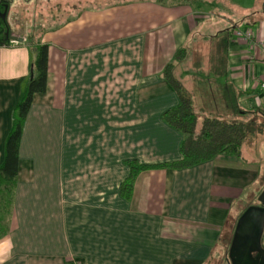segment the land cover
<instances>
[{"label": "crops", "instance_id": "obj_1", "mask_svg": "<svg viewBox=\"0 0 264 264\" xmlns=\"http://www.w3.org/2000/svg\"><path fill=\"white\" fill-rule=\"evenodd\" d=\"M212 13L173 0L89 6L0 45L1 166L30 78L29 42L48 44L46 88L33 95L19 142L0 264H229L236 221L264 188L256 164L217 156L183 169H147L130 198L121 193L127 160L154 165L181 157L182 135L162 119L179 102L162 74L179 48L187 56L174 72L194 107L199 98L208 116L209 92L224 105L233 92L239 110L229 112L262 120L264 14L244 24L253 33L246 40L235 36V24L211 26ZM221 39L227 73L215 74L210 50ZM197 52L208 60L192 61Z\"/></svg>", "mask_w": 264, "mask_h": 264}, {"label": "trees", "instance_id": "obj_2", "mask_svg": "<svg viewBox=\"0 0 264 264\" xmlns=\"http://www.w3.org/2000/svg\"><path fill=\"white\" fill-rule=\"evenodd\" d=\"M176 3H190L189 0H173ZM4 4L11 0H0V10ZM3 11V7H2ZM10 28L5 18L0 16V45H8L10 39L5 35ZM31 39V38H29ZM30 41V40H29ZM33 47L30 78L23 93L18 100L14 111L12 127L5 142L4 160L0 166V237L6 233L9 226L4 219L10 215L13 200V190L17 173L18 147L27 112L30 108L33 95L45 91L48 72V44L39 41L29 42ZM227 41L221 39L212 44L210 50L209 69L215 74H226ZM187 56L185 47L179 48L163 68V77L177 93L179 102L176 106L165 110L162 119L182 135L180 144L181 157L174 161L161 164L146 165L136 160H127L129 176L121 185V193L130 198L136 176L143 170L154 168L183 169L209 161L217 156H234L243 160V143L251 136L260 134L264 130V109H259L262 120L249 122L226 121L214 116L199 118L196 113L192 98L183 87L180 79L174 72L176 63L182 62ZM226 93L224 101L227 109L237 112L239 105L235 95ZM224 260L228 262L227 251Z\"/></svg>", "mask_w": 264, "mask_h": 264}, {"label": "rangeland", "instance_id": "obj_3", "mask_svg": "<svg viewBox=\"0 0 264 264\" xmlns=\"http://www.w3.org/2000/svg\"><path fill=\"white\" fill-rule=\"evenodd\" d=\"M130 1L133 0H11L5 21L14 36L24 34L26 31L40 32L44 29L48 31L54 25L57 26L65 22L66 16L74 14L77 10H82L89 6L104 8L108 5ZM189 2L191 5H201L210 11L212 10L214 16L219 15L220 18L213 16L208 21L215 28H223L225 25L229 29L235 25L243 28L244 24L252 21L255 16L264 14V0H189ZM75 3H77L76 9H72V5ZM206 55L208 54L206 53ZM206 55L202 52H197L191 55V60L199 62ZM206 59L208 60L207 56ZM208 94L210 96V99H208L209 109L214 110V113L208 116L238 122L257 120L254 115L232 114L227 110L216 92H209ZM195 104L199 118L206 116V110L204 111L200 107L203 102L197 98L195 99ZM242 149L244 162L259 166L261 176L264 178V130L262 133L253 135L245 140ZM250 204H258L257 197L250 201Z\"/></svg>", "mask_w": 264, "mask_h": 264}, {"label": "water", "instance_id": "obj_4", "mask_svg": "<svg viewBox=\"0 0 264 264\" xmlns=\"http://www.w3.org/2000/svg\"><path fill=\"white\" fill-rule=\"evenodd\" d=\"M3 7V11L0 10L2 19L5 18L8 5L4 4ZM5 35L10 40H23L8 30ZM257 200L258 204L246 207L236 221L227 251L229 264H264V247L261 243L264 228V188Z\"/></svg>", "mask_w": 264, "mask_h": 264}, {"label": "built area", "instance_id": "obj_5", "mask_svg": "<svg viewBox=\"0 0 264 264\" xmlns=\"http://www.w3.org/2000/svg\"><path fill=\"white\" fill-rule=\"evenodd\" d=\"M234 34L236 37L243 38L246 40H251L253 37L252 31L248 28L243 29V28L236 27V29L234 30ZM261 86L264 87V83L261 84Z\"/></svg>", "mask_w": 264, "mask_h": 264}, {"label": "flooded vegetation", "instance_id": "obj_6", "mask_svg": "<svg viewBox=\"0 0 264 264\" xmlns=\"http://www.w3.org/2000/svg\"><path fill=\"white\" fill-rule=\"evenodd\" d=\"M3 5H4V3H3ZM3 7V6H2Z\"/></svg>", "mask_w": 264, "mask_h": 264}]
</instances>
